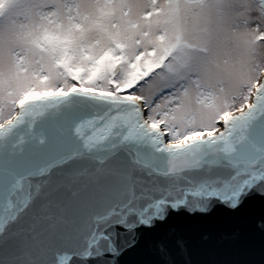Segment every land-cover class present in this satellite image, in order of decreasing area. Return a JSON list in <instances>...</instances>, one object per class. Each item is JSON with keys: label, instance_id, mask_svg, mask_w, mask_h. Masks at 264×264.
I'll return each mask as SVG.
<instances>
[{"label": "snow or ice", "instance_id": "1", "mask_svg": "<svg viewBox=\"0 0 264 264\" xmlns=\"http://www.w3.org/2000/svg\"><path fill=\"white\" fill-rule=\"evenodd\" d=\"M254 200L264 0H0V264H177L170 217Z\"/></svg>", "mask_w": 264, "mask_h": 264}, {"label": "water", "instance_id": "2", "mask_svg": "<svg viewBox=\"0 0 264 264\" xmlns=\"http://www.w3.org/2000/svg\"><path fill=\"white\" fill-rule=\"evenodd\" d=\"M262 215L264 205L254 200L236 212L223 207L209 213L182 211L163 230L185 242L177 264H264ZM151 259L143 247L117 258L118 264H148Z\"/></svg>", "mask_w": 264, "mask_h": 264}, {"label": "rangeland", "instance_id": "3", "mask_svg": "<svg viewBox=\"0 0 264 264\" xmlns=\"http://www.w3.org/2000/svg\"><path fill=\"white\" fill-rule=\"evenodd\" d=\"M150 84H151V86L148 85V84H146V85L143 86V94H144L145 96L151 95L152 92H153L154 89H155V84L152 83V82H150Z\"/></svg>", "mask_w": 264, "mask_h": 264}]
</instances>
